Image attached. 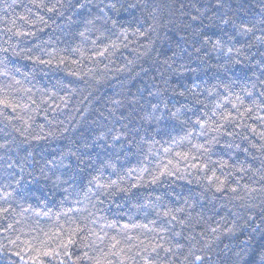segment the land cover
<instances>
[{
	"label": "trees",
	"instance_id": "1",
	"mask_svg": "<svg viewBox=\"0 0 264 264\" xmlns=\"http://www.w3.org/2000/svg\"><path fill=\"white\" fill-rule=\"evenodd\" d=\"M0 100V264H264V0H0Z\"/></svg>",
	"mask_w": 264,
	"mask_h": 264
},
{
	"label": "snow or ice",
	"instance_id": "2",
	"mask_svg": "<svg viewBox=\"0 0 264 264\" xmlns=\"http://www.w3.org/2000/svg\"><path fill=\"white\" fill-rule=\"evenodd\" d=\"M107 7L112 8L113 10H115L116 7H117V5H116V3H111V4L107 5ZM49 11H51V9H49ZM102 11H103V9H102ZM22 18H23V17H22ZM105 22L107 23L108 21L106 20ZM112 23H113V27H115V26H116V25H115V22H112ZM245 31H251V29L245 28ZM22 34H23V33H17V35H22ZM133 34H136V33H133ZM81 35L83 36L84 34L81 33ZM120 35L123 36L124 39H127V37H128V31H127V29H125L123 32H121ZM93 44H95V41H93ZM109 46H110V47H117V44H116L115 41H113ZM107 50H108V48L106 47V48L104 49V51H102V52L99 53V55H103L104 52H106ZM229 51H231V49H229ZM181 95H183V93H181ZM236 99H237V101H240V102L242 103L240 97H237ZM226 102H231V101L226 100ZM0 105H2V106L5 107V108L12 107V105H11L10 103H8L6 100H0ZM216 107H221V105H220V104H217ZM232 107L235 108V109L237 110V112H239V108H238L237 104L233 103ZM13 110H15V109H13ZM177 111H179V110H177ZM250 111H252L251 108H246V109H245V112H250ZM173 115L176 116L177 113H173ZM213 115H216V113L213 112ZM240 115L243 116L244 113H240ZM222 118H223V120H224L225 122H231V120L233 119L232 116H231V113H228L227 115H223V114H222ZM195 123H196V124L199 126V128L201 129V132L199 133V135H203V134H204V131H203V130H204L205 128H211L213 131H219L220 129H222V128L224 127L223 124H218V125H216L215 127H213L212 125L208 124L207 122H201V121H199V120H197ZM253 131H254V130H253ZM191 136H192V132H188V133L186 134V136L184 137V139L188 140V142L191 143V139H190ZM117 138H118V137H117ZM197 147H198V149H200V148H203V145H198ZM166 151H167V149H166ZM162 174H163V173H162ZM154 180H155V178H154ZM97 187H98V188H105V187H119V185H118L117 181L113 180V181H111L110 184H108V185L97 184ZM119 190H120V191H126L125 189H122V188H120ZM220 190H221V189H219V188L217 189V191H220ZM232 191H235V189H232ZM164 215H165V216H168V215H169V212L166 211V212L164 213ZM171 218H172L173 220L177 219L175 215H173ZM213 231H215V229H213ZM98 239H101V240H102L103 237H98ZM113 247H115V245H113ZM166 251H171V249H166ZM191 254H192V253L190 252V255H191ZM44 255H52V253H44ZM204 259H205V258L202 257V256H200V255H195V261H197V262H201V261H203ZM262 259H264V257H262ZM96 264H103V262H102V260H97V261H96ZM145 264H149V262L146 261Z\"/></svg>",
	"mask_w": 264,
	"mask_h": 264
}]
</instances>
